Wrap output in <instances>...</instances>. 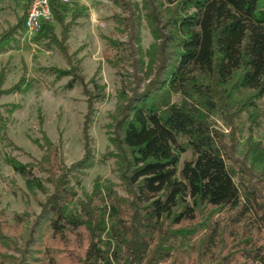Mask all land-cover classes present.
Returning a JSON list of instances; mask_svg holds the SVG:
<instances>
[{
  "label": "trees",
  "instance_id": "16d2710c",
  "mask_svg": "<svg viewBox=\"0 0 264 264\" xmlns=\"http://www.w3.org/2000/svg\"><path fill=\"white\" fill-rule=\"evenodd\" d=\"M110 1L120 10L111 16L114 30L125 36L101 35L120 76L107 125L112 149L104 154L118 182L97 176L77 198L75 184L92 165L94 102L105 93L97 70L86 81L63 51L68 68L46 70L86 97L83 155L67 166L42 133L37 160L9 159L27 189L45 197L34 218L16 213L15 224L0 209V264H264V193L236 183L212 121L264 104V0ZM50 3L65 40L83 8ZM25 14L0 39V53ZM143 24L152 36L146 48ZM53 29L42 23L39 36L55 38ZM4 128L0 112L2 136Z\"/></svg>",
  "mask_w": 264,
  "mask_h": 264
},
{
  "label": "rangeland",
  "instance_id": "374dc122",
  "mask_svg": "<svg viewBox=\"0 0 264 264\" xmlns=\"http://www.w3.org/2000/svg\"><path fill=\"white\" fill-rule=\"evenodd\" d=\"M29 0H0V39L10 33L28 9ZM83 8L72 23L68 38L61 40V27L53 21L55 38L39 36L24 27L7 43L0 53V112L4 117L5 135L0 133V209L11 224L15 214L34 218L39 213V202L45 194L27 189L24 179L9 163L10 158L21 162L37 160L42 150L38 146L42 133L55 144L58 157L67 166L83 155L81 126L86 112V97L79 85L65 88L68 77L56 78L49 67L68 68L63 51L79 61L85 80L96 79L104 85L105 96L94 102L90 128L92 165L80 175V185L75 184L77 198L82 199V189L91 191L94 179L118 182L114 159L104 154L112 149L108 140L109 114L116 106V91L120 76L107 62L113 54L105 47L101 35L124 40L125 36L114 30L113 13L120 10L110 0H77ZM70 18L67 13L65 21ZM102 23V24H101ZM152 41L148 27L140 28V43L146 48ZM21 81V90L11 88ZM92 89V84L88 83ZM231 121L220 115L212 116L215 127L222 134L227 163L234 172L236 183L256 186L264 193V104L259 99L256 109L232 116ZM187 150L180 155V164L189 159ZM34 173L43 177L38 169ZM49 187V184H46Z\"/></svg>",
  "mask_w": 264,
  "mask_h": 264
},
{
  "label": "built area",
  "instance_id": "2783aa9c",
  "mask_svg": "<svg viewBox=\"0 0 264 264\" xmlns=\"http://www.w3.org/2000/svg\"><path fill=\"white\" fill-rule=\"evenodd\" d=\"M69 9L77 5V0H60ZM54 21L50 0H29L25 14L24 28L30 32L40 30L42 23ZM102 24V23H101Z\"/></svg>",
  "mask_w": 264,
  "mask_h": 264
}]
</instances>
